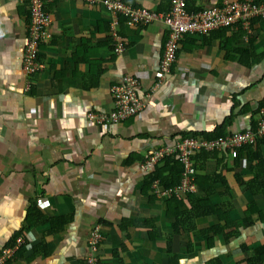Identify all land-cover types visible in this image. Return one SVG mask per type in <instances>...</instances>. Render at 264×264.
Here are the masks:
<instances>
[{"label": "crops", "instance_id": "obj_1", "mask_svg": "<svg viewBox=\"0 0 264 264\" xmlns=\"http://www.w3.org/2000/svg\"><path fill=\"white\" fill-rule=\"evenodd\" d=\"M130 1L158 13L169 9V0ZM219 2L187 0L192 11ZM48 12L43 68L28 76L22 69L28 10L18 0H0V249L21 229L30 202L48 217L72 220L59 233L47 223L31 229L21 257L9 264H84L96 226L101 264H264V142L239 148L236 158L218 152L195 161L196 173L218 178L211 200L222 207V219L187 214L193 211L187 193L203 194L195 182L169 195L157 179L141 191L151 173L142 162L175 136L213 131L232 113L226 134L254 126L264 109V19L249 32L185 36L144 109L103 129L86 113L110 111V88L127 75L140 80L141 96L148 92L166 29L131 26L77 0H54ZM111 28L124 40L121 54ZM173 196L180 207L167 201ZM218 225L225 228L220 234L204 233Z\"/></svg>", "mask_w": 264, "mask_h": 264}, {"label": "built area", "instance_id": "obj_2", "mask_svg": "<svg viewBox=\"0 0 264 264\" xmlns=\"http://www.w3.org/2000/svg\"><path fill=\"white\" fill-rule=\"evenodd\" d=\"M23 3L29 13L28 31L23 50L22 69L28 76L38 73L43 68L40 60V45L50 22L48 5L54 0H18ZM92 6L103 7L116 17H123L131 26L142 27L152 24L162 25L166 29V41L158 67L154 73V81L144 96L140 95V80L127 75L121 82L111 86L113 107L110 111L89 110L87 119L105 128L120 123L137 115L146 106L150 94L156 92L163 79L171 73L177 60L181 42L187 35L206 37L223 29H242L249 32L255 19H264V0H220L212 7L199 11H188L186 0H169L167 12H154L140 6L126 4L121 0H77ZM114 51L121 54L125 49L124 40L112 30ZM259 141L264 142V109H261L253 127L231 131L225 136L209 139L202 135L186 133L175 136L171 142L154 149L146 156L141 167L146 173L152 172L168 156H173L182 165L180 181L175 186L166 187L164 194L174 191H188L194 185L196 166L194 156L204 151L224 152L234 158L238 149ZM157 179L153 181L157 186ZM19 237L14 246L0 249V264L8 263L16 250L25 243ZM102 235L99 227H94L87 238L84 264H101L98 257Z\"/></svg>", "mask_w": 264, "mask_h": 264}, {"label": "trees", "instance_id": "obj_3", "mask_svg": "<svg viewBox=\"0 0 264 264\" xmlns=\"http://www.w3.org/2000/svg\"><path fill=\"white\" fill-rule=\"evenodd\" d=\"M122 2L126 4H130L133 6L134 5L130 0H121ZM132 3V4H131ZM187 10L192 12V10L189 8V5L187 3ZM259 20V19H255ZM254 20V21H255ZM227 29L221 30L223 33L226 32ZM220 32V31H218ZM234 102L235 106L237 104L236 102V95H234ZM233 113L227 117L224 122L220 125H218L213 131L210 132H193V134L196 135H202L206 138L213 139L217 138L220 136H225L226 132L225 129L226 127L230 124V122L233 120ZM186 134V133H185ZM184 134V135H185ZM246 147H250L246 146ZM245 147V148H246ZM242 148V147H241ZM239 149V151L241 150ZM213 153H218V151H204L202 153L196 154L194 156L195 161L197 159L201 158L202 161H205L208 157H210L209 154ZM259 158V157H258ZM182 165L178 160H176L173 156H168L164 159L162 164H157L154 167V170L146 175L144 179V183L142 186V192L145 193L147 189H149V186L153 180L158 179L160 180V183L164 187H170V186H175L179 183L180 178H181V173H182ZM217 177H214L212 175L204 174V173H196L194 182L196 185L201 186L203 188V194L201 197H196L192 193H187V199L189 200L191 207L193 211L187 212V214L191 217H202L203 215H208V214H214L218 215L220 219L224 216L222 214V207L218 203H213L211 198L215 189V181H217ZM168 202L176 201L177 203V208L180 207V204H182V200L178 199L177 196H173L172 198L167 200ZM169 203V204H170ZM168 204V206H169ZM198 209V211L194 210ZM196 211V212H195ZM178 214V211L175 209V215ZM72 220L71 215H65V216H57V217H48L42 213L38 209H36L35 202H30L26 215L24 218V224L21 226V229L17 232H15L12 237L10 238L9 241H7L3 247H11L14 246L16 243L17 238L19 237H24V235L29 232L31 229L34 227L41 225V224H49L50 225V233H59L63 231L64 227L70 223ZM224 226L218 225L215 227L210 228L209 230L204 231V233L207 234H213V235H218L224 230ZM26 241V240H25ZM26 243H23L15 252L14 258H19L21 257L22 253L24 252V246Z\"/></svg>", "mask_w": 264, "mask_h": 264}, {"label": "rangeland", "instance_id": "obj_4", "mask_svg": "<svg viewBox=\"0 0 264 264\" xmlns=\"http://www.w3.org/2000/svg\"><path fill=\"white\" fill-rule=\"evenodd\" d=\"M13 259V258H12ZM12 259L8 262V263H6V264H9L11 261H12Z\"/></svg>", "mask_w": 264, "mask_h": 264}]
</instances>
